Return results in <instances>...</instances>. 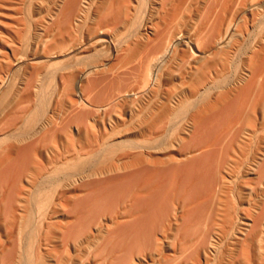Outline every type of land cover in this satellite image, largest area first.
<instances>
[{
    "label": "bare ground",
    "instance_id": "obj_1",
    "mask_svg": "<svg viewBox=\"0 0 264 264\" xmlns=\"http://www.w3.org/2000/svg\"><path fill=\"white\" fill-rule=\"evenodd\" d=\"M0 264H264V0H0Z\"/></svg>",
    "mask_w": 264,
    "mask_h": 264
}]
</instances>
